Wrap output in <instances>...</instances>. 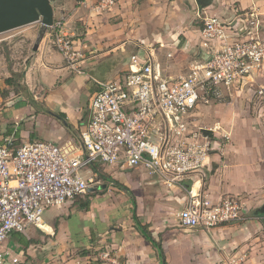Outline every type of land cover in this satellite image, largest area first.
I'll return each instance as SVG.
<instances>
[{"label":"crops","instance_id":"0c3cea01","mask_svg":"<svg viewBox=\"0 0 264 264\" xmlns=\"http://www.w3.org/2000/svg\"><path fill=\"white\" fill-rule=\"evenodd\" d=\"M98 1L52 3L54 19H63L64 32L81 58L70 67L55 49L51 32L45 33L26 61L24 90L0 107V145L5 139L16 146L50 142L71 154L81 153L80 134L89 120L91 99L103 84L129 71L131 56H149L161 78L171 79L211 55L202 45V18L215 16L243 24L246 15L252 14L264 37V0H212L204 9L194 0H116L105 12L96 11ZM261 83L264 77L250 80L232 92L228 103L199 106L188 116L195 126L205 121L203 114L215 112V129H208L214 130L210 135L217 145L202 173L191 175L187 186L212 199L239 198L244 221L208 231L181 226L180 230H168L173 220L166 216L164 201L175 200L182 210L187 196L147 175L152 180L147 184L165 188L161 202L155 198L153 208L140 200L137 214L136 203L128 199L125 204L115 200L108 210L95 209L102 204L98 196L90 197V202L71 201L49 208L40 227L30 226L3 243V264H110L100 259L105 251L116 264H161L157 250L143 237L138 224L145 226L159 245L166 238L176 252L184 242L201 250L202 242L207 255L203 260L197 257L198 264H264V118L251 102L253 87ZM223 136L228 140L223 141ZM97 163L101 164L87 168L89 175H98L93 172ZM101 165L120 172L143 170ZM172 262L185 263L181 257Z\"/></svg>","mask_w":264,"mask_h":264},{"label":"built area","instance_id":"2783aa9c","mask_svg":"<svg viewBox=\"0 0 264 264\" xmlns=\"http://www.w3.org/2000/svg\"><path fill=\"white\" fill-rule=\"evenodd\" d=\"M84 1L74 0L78 5ZM115 4L116 0H99L95 9L105 12ZM47 32L65 62L74 67L81 54L64 32L63 19H53ZM200 34L211 55L176 78H161L149 56H131L129 71L103 84L91 99L89 120L80 134L81 153L71 154L50 142L16 146L13 140H4L0 145V264L1 247L11 234L40 227L47 209L88 191L93 178L79 172L96 162L142 168L166 187L184 192L187 200L177 215L182 228L208 231L245 220L239 198L212 199L187 186L191 175L202 173L217 145L210 135L214 130H205L209 134L193 130L188 116L199 106L225 102L236 88L264 77V37L252 14L243 24L215 16L202 18ZM252 95L253 108L264 118V83L256 84ZM100 259L116 264L106 251Z\"/></svg>","mask_w":264,"mask_h":264},{"label":"rangeland","instance_id":"374dc122","mask_svg":"<svg viewBox=\"0 0 264 264\" xmlns=\"http://www.w3.org/2000/svg\"><path fill=\"white\" fill-rule=\"evenodd\" d=\"M39 30L40 25L36 23L0 34V107H2L8 98H12L17 92L24 90V85L22 84L23 72L26 70V61L29 60V56L32 53L34 44L38 38ZM12 74H18L20 77H14L17 86L8 88L4 85V80L12 77ZM180 74H184V72ZM180 74H176L174 77L176 78ZM161 75L165 77L164 74L161 73ZM6 93L8 94L6 95ZM226 103H228L227 100L221 104ZM204 110L205 109H202L199 112L202 114ZM203 118H205V121L200 118V120H202L201 123H196L195 126L190 124V128L193 130H201L200 132L203 131L204 134H209L205 130L215 127V124H217V116L215 112H210L208 114H203ZM192 120L195 121L194 118H192ZM219 132L221 131H218V133ZM95 168L98 171V175L96 176L89 175V169L87 168L80 170V175L93 178V183L89 184V189L83 196L73 200L74 203L90 202V197L95 198L98 196V199H100L99 203L102 202V204H97L95 206L94 203L95 209L108 210L112 208L111 205L115 203V200H118V203L125 204L128 202V199H133L136 203V212L138 214L140 200H145L147 204L150 203L153 208L154 200L157 199L160 201L164 196L163 193L165 188L154 183L147 184L151 183L152 180L148 179L147 173L143 170L120 172L98 163L95 164ZM100 175L102 177H99ZM105 177L108 178L107 180H109L110 183L104 180ZM164 202H167L165 205L166 216L173 220V227L168 230H180L181 227L178 224L177 218V213L180 212L182 208L180 203H177L175 200ZM170 202L175 205H171ZM160 245L162 246L165 264H173L172 261L176 257H181L185 261L184 264H198L197 262H199V260L196 258L198 257L203 260L207 255L206 251L202 249V242L199 247L201 250H195L194 247L184 242L181 244V247H179V252H176V249L173 248L175 246H172L166 238L163 243L160 240Z\"/></svg>","mask_w":264,"mask_h":264},{"label":"water","instance_id":"95a60500","mask_svg":"<svg viewBox=\"0 0 264 264\" xmlns=\"http://www.w3.org/2000/svg\"><path fill=\"white\" fill-rule=\"evenodd\" d=\"M55 0H0V34L38 23L40 30L34 44L36 51L47 29L53 24L52 3ZM200 9L212 0H194ZM264 208V207H263Z\"/></svg>","mask_w":264,"mask_h":264},{"label":"trees","instance_id":"16d2710c","mask_svg":"<svg viewBox=\"0 0 264 264\" xmlns=\"http://www.w3.org/2000/svg\"><path fill=\"white\" fill-rule=\"evenodd\" d=\"M20 77L18 76V74H12V77H9V78H6L4 80V85L8 88H14L15 86H17V83H16V79L14 77ZM8 93H6L7 95ZM96 168H94L93 172L97 173V170H95ZM102 177V176H100ZM87 207V204L86 206ZM136 219L137 221V218H134ZM138 229L140 230L141 234L143 235V237L157 250L158 252V256L160 258V261H161V264H165V258H164V254H163V250L161 248V246L156 243L150 236V234L147 232V229L145 226H141L138 224ZM14 234V233H13ZM12 235V234H11Z\"/></svg>","mask_w":264,"mask_h":264}]
</instances>
